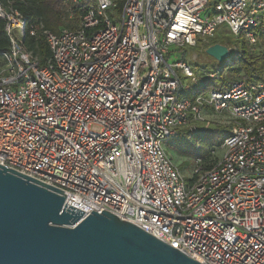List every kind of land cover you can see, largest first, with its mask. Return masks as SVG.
Instances as JSON below:
<instances>
[{"label": "built area", "instance_id": "1", "mask_svg": "<svg viewBox=\"0 0 264 264\" xmlns=\"http://www.w3.org/2000/svg\"><path fill=\"white\" fill-rule=\"evenodd\" d=\"M67 1L90 7L56 35L0 0V166L64 192L63 209L109 212L200 264H264V72L194 101L178 73L197 81L184 50L220 30L260 44L264 0H127L119 14L115 0ZM27 32L45 38V64ZM208 112L230 134L188 181L164 144Z\"/></svg>", "mask_w": 264, "mask_h": 264}, {"label": "water", "instance_id": "2", "mask_svg": "<svg viewBox=\"0 0 264 264\" xmlns=\"http://www.w3.org/2000/svg\"><path fill=\"white\" fill-rule=\"evenodd\" d=\"M207 54L230 56L217 44ZM65 193L0 166V264H200L103 211L84 218Z\"/></svg>", "mask_w": 264, "mask_h": 264}, {"label": "trees", "instance_id": "3", "mask_svg": "<svg viewBox=\"0 0 264 264\" xmlns=\"http://www.w3.org/2000/svg\"><path fill=\"white\" fill-rule=\"evenodd\" d=\"M6 1V0H4ZM13 6L26 18L29 23H42L47 31L53 34H59L63 29H77L81 25L82 18L89 10V3L82 5H73L67 0H11ZM127 0H115L117 3L116 13H120ZM70 18V19H69ZM69 20V21H67ZM4 23L0 21L1 30V50L8 46V40L3 33ZM216 37V36H215ZM215 37L213 39H215ZM26 46L29 51H32L37 56L41 64H45L50 58V51L45 38L39 34L38 37H30L27 32ZM206 42L200 41L198 46H203ZM223 45L231 49L235 48L233 60L237 63L231 67L226 75L224 71L210 73L214 74V78L207 77L201 85H191L189 89L184 87L182 98L194 101L197 97L205 95L212 90H223L230 84L236 81H258L262 78L264 72V36L260 44L251 46L245 39L239 37L236 43L228 45L225 42H215L213 45ZM232 45V46H231ZM185 57V55H184ZM199 79H197L198 81ZM215 128L207 131L210 133V138L200 145L196 151L186 150L182 148L179 152L181 155L192 156L197 161L201 160L204 167L212 168V158L216 155L213 148H222L224 140L230 134L225 128L218 125ZM197 130V129H196Z\"/></svg>", "mask_w": 264, "mask_h": 264}, {"label": "rangeland", "instance_id": "4", "mask_svg": "<svg viewBox=\"0 0 264 264\" xmlns=\"http://www.w3.org/2000/svg\"><path fill=\"white\" fill-rule=\"evenodd\" d=\"M217 1L219 0H210V4H214ZM203 40L206 42L203 46L199 45L192 48H186L184 50V60L187 61V63L195 69L197 79H199L198 81H194L190 78L185 77L181 72H178L181 82L186 89H189L191 85H201V83H203L207 79L210 73L224 71V73L227 75V71L230 68L227 67L226 62L219 63L213 57L209 56L206 51L217 41L225 42L230 45L232 43H236L239 38L227 35L226 33H224V30H220L217 33L215 39ZM230 52L231 53L229 58H233L234 53L232 51ZM179 58H183L182 54H179ZM204 120L205 121L202 122L190 119L187 126L179 130V134L177 137L167 140L164 144L167 153L169 154L173 162L179 167L182 175L188 181L193 179V171L197 160L192 156L181 155L179 151L182 148L186 150L196 151L198 145L210 138V133L207 131V129L210 128V130H212L215 128V125L225 128L224 130L226 131H230L228 121L222 116L219 117L213 113H205ZM193 127L197 130L193 131ZM213 152L216 155L213 156L212 163H214L213 165H216L223 156V149L213 148Z\"/></svg>", "mask_w": 264, "mask_h": 264}, {"label": "crops", "instance_id": "5", "mask_svg": "<svg viewBox=\"0 0 264 264\" xmlns=\"http://www.w3.org/2000/svg\"><path fill=\"white\" fill-rule=\"evenodd\" d=\"M208 114H211V112H208Z\"/></svg>", "mask_w": 264, "mask_h": 264}]
</instances>
